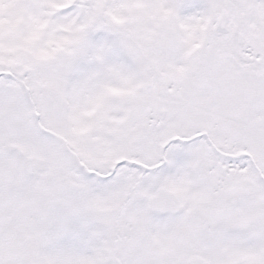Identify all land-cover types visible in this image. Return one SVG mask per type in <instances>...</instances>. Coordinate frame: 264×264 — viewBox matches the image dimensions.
<instances>
[{"label":"snow or ice","instance_id":"1","mask_svg":"<svg viewBox=\"0 0 264 264\" xmlns=\"http://www.w3.org/2000/svg\"><path fill=\"white\" fill-rule=\"evenodd\" d=\"M0 264H264V0H0Z\"/></svg>","mask_w":264,"mask_h":264}]
</instances>
